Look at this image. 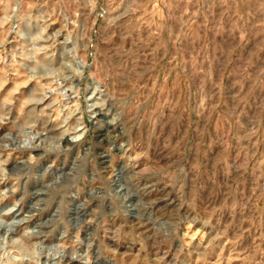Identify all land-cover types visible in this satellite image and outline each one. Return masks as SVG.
<instances>
[{"label":"rangeland","instance_id":"obj_1","mask_svg":"<svg viewBox=\"0 0 264 264\" xmlns=\"http://www.w3.org/2000/svg\"><path fill=\"white\" fill-rule=\"evenodd\" d=\"M0 218V264H264V0H0Z\"/></svg>","mask_w":264,"mask_h":264},{"label":"bare ground","instance_id":"obj_2","mask_svg":"<svg viewBox=\"0 0 264 264\" xmlns=\"http://www.w3.org/2000/svg\"><path fill=\"white\" fill-rule=\"evenodd\" d=\"M103 92V91H102ZM103 96V95H102ZM95 111H94V114H93V116H92V118H95V119H97V118H99V117H106V115H108L107 113H104V112H102L100 109H99V106H96V104H95ZM99 109V110H98ZM96 110H98V111H96ZM68 144H69V142H68ZM124 191H126V188L124 187V185H120L119 186V190H118V194L119 195H122V194H124Z\"/></svg>","mask_w":264,"mask_h":264},{"label":"clouds","instance_id":"obj_3","mask_svg":"<svg viewBox=\"0 0 264 264\" xmlns=\"http://www.w3.org/2000/svg\"><path fill=\"white\" fill-rule=\"evenodd\" d=\"M4 221L0 218V225H3Z\"/></svg>","mask_w":264,"mask_h":264}]
</instances>
